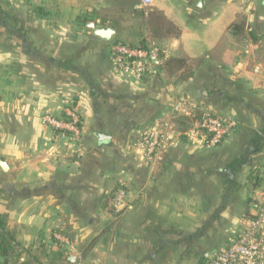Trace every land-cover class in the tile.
<instances>
[{"label":"crops","instance_id":"0c3cea01","mask_svg":"<svg viewBox=\"0 0 264 264\" xmlns=\"http://www.w3.org/2000/svg\"><path fill=\"white\" fill-rule=\"evenodd\" d=\"M180 2L183 30L172 17L178 35L152 36L161 56L135 84L110 60L114 39L139 43L117 28L113 0H26V32L0 34V259L12 264L10 251L24 250L26 264H204L244 228L264 194V0ZM89 22L114 28L113 39ZM171 58L193 74L168 71ZM245 75L258 77L232 82ZM180 101L234 116L239 128L209 148ZM71 103L82 123L76 147L43 121ZM167 121L164 161L141 163L130 139ZM121 181L129 208L115 216Z\"/></svg>","mask_w":264,"mask_h":264},{"label":"built area","instance_id":"2783aa9c","mask_svg":"<svg viewBox=\"0 0 264 264\" xmlns=\"http://www.w3.org/2000/svg\"><path fill=\"white\" fill-rule=\"evenodd\" d=\"M152 4L153 0H141L142 6ZM161 53L162 50L156 43L143 47L139 43L116 41L111 42L110 60L120 74L139 80L153 71L154 60L158 59ZM176 109L181 114L195 117L191 133L203 134L204 142L209 148L220 145L239 128V122L233 117L200 109L196 104L187 105L180 101ZM43 121L69 136L70 140L79 141L81 138V117L73 103L66 106L62 118L47 114ZM170 126L171 122L167 121L141 133L137 150L143 162L158 164L164 161L169 140L166 129ZM127 196V185L120 182L112 198L116 213L120 214L129 208ZM254 209L245 227L230 244L219 246L204 254V264H264V194L261 200L256 201ZM56 236L64 239L61 234Z\"/></svg>","mask_w":264,"mask_h":264},{"label":"rangeland","instance_id":"374dc122","mask_svg":"<svg viewBox=\"0 0 264 264\" xmlns=\"http://www.w3.org/2000/svg\"><path fill=\"white\" fill-rule=\"evenodd\" d=\"M25 1L26 0H0V34H7V33L23 34L26 32L25 31L26 27L24 24V17H25V14L27 12L26 9L28 7L25 4ZM180 1L181 0H153V4L155 3L154 6L158 7L160 9L161 13H165L169 17H173V19L176 18L178 21H180L182 23L181 29L183 30V25L185 24L184 13H186L187 10L182 9L181 6H182L183 2H180ZM35 3H36V1H35ZM134 4L137 5V7H135ZM153 4L150 6H142L141 0H113L112 7H114V8L112 9L111 14H113V17L116 19V21L119 24V25H117V28L122 29V30H124V32H126V34L124 35V33H123L122 36H128V38H134V40H139V42L141 39L151 40L152 35H151L150 27L147 25V22H146L147 16L145 14L141 13L140 11H142V10L148 11L149 9H153V7H154ZM122 6L124 7V10H122ZM178 7L181 9H178ZM173 35H177V33H174ZM151 43H153V42H151ZM247 46H248V42L243 41L240 43L239 48L243 49V48H246ZM240 60L242 62V59H240ZM242 63H244V62H242ZM154 71L155 70L153 69V71L151 73H149L148 75H146V77L139 79V80L126 77L120 73L119 74L122 77L128 79L129 82L135 84L137 82L142 81L145 78L151 77L153 75ZM257 77L258 76L245 75V76H239L238 78H235L232 81L231 78H229V76H227L226 80H229L230 82L232 81L235 84L236 83L244 84V83H248V82L252 81L253 79H255ZM214 92L218 93L219 91L214 90ZM229 92H225V97L226 96L229 97V95H232V92H234V91L230 92L231 94ZM233 95H237V94H233ZM205 109H207V108H205ZM209 111H211V110H209ZM211 112H213V111H211ZM213 113H220V112H213ZM221 114L233 117L234 119H236L239 122V120L234 116H231V115H228V114H225L222 112H221ZM45 116L46 115H44L43 120H44ZM149 128H151V127H146L145 129H143L141 131V133L143 131L149 129ZM187 128H189V125H187ZM141 133H139L136 137H134L133 139H130V141H129V146L131 147L132 153L134 152V155H136V156L139 154H138V152H136L135 147H137V142H138V139L140 138ZM191 135H194L193 137L195 138L196 134L191 133ZM63 136H66L70 142H74L75 147L77 146L76 143H78L80 141V140L79 141L70 140V137L65 135V134ZM197 136H200L204 142V135L203 134H199V135L197 134ZM229 137H227V138H229ZM227 138L223 142H225L227 140ZM203 144L206 146L205 142ZM139 159H140V155H139ZM141 163L149 164V162H143L142 160H141ZM126 185H127V183H126ZM127 188H128V186H127ZM115 190H116V188H115ZM115 190L112 192L113 193L112 198H113V195L115 193ZM127 202L129 203L128 196H127ZM111 208H112V211H113L115 216H119L121 214V213L120 214L116 213L114 211V205H113L112 201H111ZM2 237H3V233H0V241H1ZM9 240H11V239H9ZM3 252L5 254L8 253L7 251H3ZM41 252L42 251H40L38 254L41 255ZM10 253L11 254L9 257V262H11V260H13L12 264H26V262L23 261V257L27 256L26 255L27 251L14 250V251H10ZM17 255L20 256V259ZM6 261H7V256L6 257L3 256V258L0 259V264H8V263H6Z\"/></svg>","mask_w":264,"mask_h":264},{"label":"trees","instance_id":"16d2710c","mask_svg":"<svg viewBox=\"0 0 264 264\" xmlns=\"http://www.w3.org/2000/svg\"><path fill=\"white\" fill-rule=\"evenodd\" d=\"M40 11V8H37V12ZM141 13L145 14L147 16V25L150 27L151 35L153 37H159V36H169L174 33L180 32L178 25L176 22L172 20V17H169L166 14H162L160 12H157L153 9H149L148 11H140ZM116 41H123L121 39H114L112 42ZM151 41L147 39H141L139 44H141L143 47H146ZM161 56V55H160ZM164 66L166 69L170 72L176 71V70H182L187 75L193 74V66L188 63L185 59L182 58H171L165 61ZM82 125V123H81ZM257 149L259 150L261 148V145L258 146ZM0 228L4 230L5 233V221L0 217ZM3 233V235H4ZM6 235V234H5ZM4 235L3 243L6 240V236ZM1 254V249H0ZM20 259V256L17 255Z\"/></svg>","mask_w":264,"mask_h":264},{"label":"water","instance_id":"95a60500","mask_svg":"<svg viewBox=\"0 0 264 264\" xmlns=\"http://www.w3.org/2000/svg\"><path fill=\"white\" fill-rule=\"evenodd\" d=\"M203 3V0H199L198 2V6L201 7ZM87 27H89L93 34L98 37L99 39L105 41V42H109L113 39L116 30L112 27H97L96 24L94 22H89L87 23ZM97 137L99 139V141H107L110 139V136L105 134V133H98ZM1 166L6 168V164L4 161L0 162ZM70 237L74 240L75 234L71 233ZM73 256H70L69 260L73 261Z\"/></svg>","mask_w":264,"mask_h":264}]
</instances>
